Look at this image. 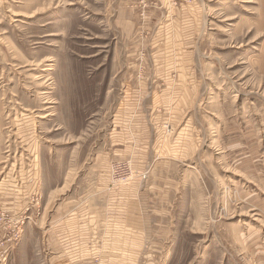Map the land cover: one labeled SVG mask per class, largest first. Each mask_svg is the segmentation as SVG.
<instances>
[{
  "label": "rangeland",
  "instance_id": "1",
  "mask_svg": "<svg viewBox=\"0 0 264 264\" xmlns=\"http://www.w3.org/2000/svg\"><path fill=\"white\" fill-rule=\"evenodd\" d=\"M0 264H264V0H0Z\"/></svg>",
  "mask_w": 264,
  "mask_h": 264
}]
</instances>
